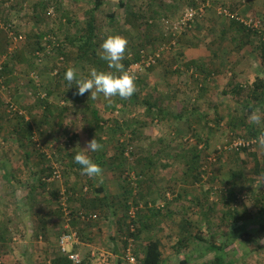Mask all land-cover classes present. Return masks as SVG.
<instances>
[{"label":"rangeland","instance_id":"374dc122","mask_svg":"<svg viewBox=\"0 0 264 264\" xmlns=\"http://www.w3.org/2000/svg\"><path fill=\"white\" fill-rule=\"evenodd\" d=\"M92 6L93 0H0V264H49L66 231L77 233L82 245L68 250L84 264H128V253L138 259L150 238L173 264L211 261L213 243L228 263L264 264V240L256 234L264 222V175L256 173L264 141L255 143L240 124L245 118L264 137V108L249 112V88L257 75L264 80V0H106L96 26L100 44H109L99 55L112 68L129 58L126 43L150 41L142 49L150 56L164 49L154 65L130 66L110 88L98 76L102 66L78 62L67 41L84 29ZM193 7L200 15L179 29ZM126 84L138 95L134 103L122 102ZM145 99L156 105L152 112ZM95 116L108 127L102 134ZM238 140L254 143L233 146ZM121 144L128 148L127 181L116 168ZM196 148L202 153L193 159ZM75 153L106 161L77 174L69 166ZM100 189L108 211L90 208ZM140 209L156 215L147 218L151 227L138 240L126 238L130 213L137 219ZM229 210L240 214L238 223ZM244 231L253 237L240 240Z\"/></svg>","mask_w":264,"mask_h":264},{"label":"trees","instance_id":"16d2710c","mask_svg":"<svg viewBox=\"0 0 264 264\" xmlns=\"http://www.w3.org/2000/svg\"><path fill=\"white\" fill-rule=\"evenodd\" d=\"M105 1L106 0H93V6L90 9V11H88L87 14V20L85 22V27L84 29H82L79 33L78 36H76L75 38H70L67 37V41H69V44L72 45V47L77 48L78 50V54H77V61L81 62V63H88L91 64L93 67H95L96 69L99 68V66H102L99 71H98V76L99 78H105L106 82L108 84V88H110L113 85V82H120L121 76H123L126 72V70H128L130 68V66L132 65H136L138 63H140L142 61V58L145 56H148L149 54H145L146 52H144L142 49L146 48L148 46V44H150V41H143V43H136V44H125V51L127 50L128 53H131L129 55V58L125 59L122 61V66H120V68H112L113 66H111L110 62L107 61V56H100L99 55V51L102 49L103 51H107V49H109V44L108 42H105V44H103V46L100 44V40H99V32L97 29V18L100 14V12L103 9V6L105 5ZM192 4V3H191ZM193 5V4H192ZM194 8V7H193ZM154 14H157V11H154ZM114 14H110L108 15V17L110 18V20L112 21L114 19ZM131 16L133 18H137V15L135 13L131 14ZM68 23H72L71 19H68ZM237 22H234V24ZM238 24V23H237ZM240 26V28H242V30H247L249 32V34H252L253 31L250 29H246V27H244L242 24H238ZM38 40H42V36L38 35ZM139 38V37H138ZM40 43V41L38 42ZM115 43H119V42H115ZM264 44V43H263ZM43 50V48L39 47L38 51ZM59 52H62V48L61 46L58 47ZM262 50V63L264 62V46L262 45L261 47ZM160 54L163 55V51L164 49H157L153 54L159 52ZM191 64H195V62H192ZM188 68L190 67L189 64L187 65ZM199 70H203V68L198 67ZM111 70V73L109 74V71ZM4 70V69H3ZM120 71V73L118 71ZM5 72L7 71V68H5L4 70ZM74 74V72H73ZM70 75H72V73H70ZM67 76H63L62 75V79H65ZM128 80V79H127ZM129 81V80H128ZM127 81V82H128ZM231 84L236 86V90L237 91H243V86L236 84L235 80L231 81ZM251 87V86H250ZM124 88L126 89V93L124 94V96H126V99L124 98V101L122 100V102L124 103L125 100L128 101L129 103H134L136 100H138V95L131 89L128 87V85H124ZM235 88V87H234ZM249 97L251 98V100L254 102V106H251L249 109V112H252L255 110L256 107H260V108H264V80L260 77V75H257V78L255 80V82L253 83L252 87L249 88ZM68 93V92H67ZM71 96L74 97V94L71 93ZM44 106L47 105V103L43 102ZM143 104L147 106L148 110H150V112H152V110L155 108L156 105L151 104V102H149L148 100H143ZM43 106V107H44ZM48 106V105H47ZM161 115V119H165L167 117V115L164 113L163 110H158ZM94 114L96 115L97 113L94 112ZM96 117V116H95ZM179 117H177L178 119ZM96 123H95V130H98L101 134L103 133L102 131L105 129H108L107 126H103L104 123L100 122L99 119H97L96 117ZM241 121V126L244 127V129H247V133L253 137V138H258L259 134L262 132L261 130H258L256 128V126L252 123L251 125L247 124L245 122V118H242ZM138 122V121H137ZM233 122V128L236 129L238 127V123L236 125V121L231 120L230 123ZM140 122H138L139 124ZM27 124V123H25ZM141 124H143L141 122ZM117 127H119V125H117ZM22 133H27V134H31L32 128L30 125H26L25 126V131L24 129L21 130ZM24 131V132H23ZM116 131V129L114 130ZM204 141L203 138H201L196 144L199 145L200 142ZM207 142H205L206 145ZM245 149V148H244ZM118 150L120 152L119 155H116V160H117V166L116 168H118V170L121 171V174L123 175V179L124 181H127L128 179V175H129V166H128V158H126V152L128 151V148H124V145L121 144V146L118 147ZM190 152V151H188ZM194 152V156L193 159H196L198 157H200L202 151H200L198 148L194 149L191 153ZM132 154V151H131ZM70 167L73 168V170H77L78 173H81L84 166L87 163H92V162H97L98 164L102 165L105 163V155L102 154V156H100L97 159H90V160H86L84 158H81L80 155L78 153H75L74 155H70ZM115 160V159H114ZM68 165V164H67ZM150 169V168H149ZM256 173L257 174H262L264 175V160H263V164H256ZM46 170H42V174L45 172ZM127 176H126V175ZM143 174H145L143 172ZM139 175L138 178V183L140 184L142 182L139 181L140 179H142L141 175ZM144 176V175H143ZM240 176V175H239ZM45 178V177H44ZM196 180H199V178ZM42 185H45L44 183H42ZM136 186V189H137ZM125 187V186H124ZM101 191L103 192V189L100 190H96V196L95 198H93V200H91V209L95 210V209H101L102 211H108V209L110 208V204L109 202V198L108 196H104L103 198L99 197V193H101ZM133 191V188L132 190ZM129 191H126L125 194L127 196V193ZM230 194H232V191L229 192ZM130 195H132V192H130ZM237 196L234 195L233 199H235ZM129 202V197L126 199L125 202V207L129 206L127 205V203ZM229 203H231L229 201ZM151 213H154V210L148 209ZM148 213V212H147ZM147 213L145 214L144 210H138L137 212V219L134 217H130V223L128 224V226H126V238H134V239H139V237L141 236V234L144 231H147L150 229V223L148 222L147 218H151V217H155L156 215L152 214L151 217H147ZM149 213V214H151ZM155 213L157 214V212L155 211ZM84 215V214H83ZM93 215V214H92ZM91 216V215H90ZM89 216V217H90ZM227 217L230 220V222L232 224H236L240 221V214L236 211V210H229L227 213ZM133 228V230H132ZM258 240H264V222L258 227V231L256 232ZM253 237L252 234H250L248 231H244V232H239L238 233V238L240 240H250ZM196 239L197 240H201L203 242H206V240L203 237V233L202 232H198L196 235ZM215 241V240H214ZM212 241V242H214ZM211 242V243H212ZM125 245H127V242H125ZM182 246V243L178 245ZM209 250L214 253L216 252V255H214L213 259L211 261L208 262H203V263H197V264H231L227 262V258L225 255V251L222 249V247H220L219 245H217L216 243L210 244L209 245ZM137 262H139V264H173L171 262H169L168 260L164 259V254L162 252V247L161 244L158 240L156 239H148L146 241V244L144 246V250H143V254L142 256H140L138 259H136ZM85 263V262H84ZM83 261L81 264H84ZM188 261H183L180 264H187ZM50 264H74L69 258L68 255L63 254L62 252H60V254L58 256H56L53 260H51ZM117 264H124L121 260H119L117 262Z\"/></svg>","mask_w":264,"mask_h":264},{"label":"built area","instance_id":"2783aa9c","mask_svg":"<svg viewBox=\"0 0 264 264\" xmlns=\"http://www.w3.org/2000/svg\"><path fill=\"white\" fill-rule=\"evenodd\" d=\"M200 15L199 10L195 9V8H187L184 11L183 14V18L180 20L179 23V29H183L186 28L187 26H189V24L191 22H193L198 16ZM178 28V26H176V29ZM161 54L160 51L155 53L154 55L150 56H144L142 58V61L138 64H136V67H141L142 65H146V66H152L156 63V61H158V59L160 58ZM0 71L2 72V67H0ZM255 143H257L258 141L263 142L264 141V137H260L257 139H254ZM253 141H249V142H242L240 140L235 141L233 146L235 147H242V146H250L251 144H253ZM56 175V172H55ZM133 216L132 213H130ZM90 219H97V215H92L89 217ZM86 219L85 216H83V220ZM133 230V228H132ZM59 248L61 250V252L65 255H68V258L74 263V264H81L83 259L81 257V255L78 252H69L68 247L71 245H80L79 242V238L77 236L76 232H72V231H66L65 233H63L60 238H59ZM128 262L129 264H137L136 258L128 253Z\"/></svg>","mask_w":264,"mask_h":264},{"label":"crops","instance_id":"0c3cea01","mask_svg":"<svg viewBox=\"0 0 264 264\" xmlns=\"http://www.w3.org/2000/svg\"><path fill=\"white\" fill-rule=\"evenodd\" d=\"M79 215H80L81 219H83V216H85V215H83L82 213H80ZM93 215H96V214H93ZM91 216H92V215H91ZM85 218H86V216H85ZM80 245H82V243H81ZM129 250H130V249H129ZM70 252L73 253V252H75V250H72V251H70ZM134 257H135V256H134ZM53 259H54V258H53ZM164 259H165V258H164ZM50 262H51V261H49V264H50ZM127 262H128V260H127ZM128 264H129V262H128ZM137 264H139V262H137Z\"/></svg>","mask_w":264,"mask_h":264}]
</instances>
